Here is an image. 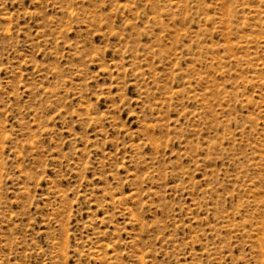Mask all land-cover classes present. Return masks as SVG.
Here are the masks:
<instances>
[{
    "label": "rangeland",
    "instance_id": "1",
    "mask_svg": "<svg viewBox=\"0 0 264 264\" xmlns=\"http://www.w3.org/2000/svg\"><path fill=\"white\" fill-rule=\"evenodd\" d=\"M0 264H264V0H0Z\"/></svg>",
    "mask_w": 264,
    "mask_h": 264
}]
</instances>
